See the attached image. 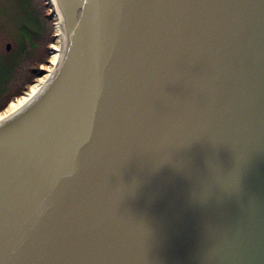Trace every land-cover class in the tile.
Instances as JSON below:
<instances>
[{
    "label": "water",
    "instance_id": "obj_1",
    "mask_svg": "<svg viewBox=\"0 0 264 264\" xmlns=\"http://www.w3.org/2000/svg\"><path fill=\"white\" fill-rule=\"evenodd\" d=\"M52 1L60 62L0 123V264H264V0Z\"/></svg>",
    "mask_w": 264,
    "mask_h": 264
},
{
    "label": "rangeland",
    "instance_id": "obj_2",
    "mask_svg": "<svg viewBox=\"0 0 264 264\" xmlns=\"http://www.w3.org/2000/svg\"><path fill=\"white\" fill-rule=\"evenodd\" d=\"M56 43L54 10L48 0H0V80L10 78V65L13 68L19 66L21 48L28 44L35 47L29 54L32 66H25L20 75L26 78L28 73L25 70L28 67V71L33 74L31 85L35 84L46 74L53 54L52 48ZM9 45L10 50H7Z\"/></svg>",
    "mask_w": 264,
    "mask_h": 264
},
{
    "label": "bare ground",
    "instance_id": "obj_3",
    "mask_svg": "<svg viewBox=\"0 0 264 264\" xmlns=\"http://www.w3.org/2000/svg\"><path fill=\"white\" fill-rule=\"evenodd\" d=\"M49 4L51 5L52 9L54 10V17H55V29H56V37L57 43L54 45L53 54L50 60V66L46 69V74L42 76L35 84L31 85L28 88V91L19 97L17 100L12 101L6 110L0 114V123L4 120L8 119L12 115L19 112L23 109L26 105H28L44 88L46 83L51 79L53 76L56 67L58 66L61 58L62 53V41L60 37V22L59 18L55 9V5L52 0H48Z\"/></svg>",
    "mask_w": 264,
    "mask_h": 264
},
{
    "label": "trees",
    "instance_id": "obj_4",
    "mask_svg": "<svg viewBox=\"0 0 264 264\" xmlns=\"http://www.w3.org/2000/svg\"><path fill=\"white\" fill-rule=\"evenodd\" d=\"M35 47H30L28 44L24 45L21 48L20 55L18 56L19 66L13 68L11 66V76L8 80H0V113L8 106V104L15 98L21 97L25 92V89L32 84L33 74L28 71V67L32 66V63L29 59V54L32 53ZM25 66L28 73L26 78L22 77L20 74L24 71ZM6 89L8 91L6 92ZM10 89H13L9 92Z\"/></svg>",
    "mask_w": 264,
    "mask_h": 264
}]
</instances>
